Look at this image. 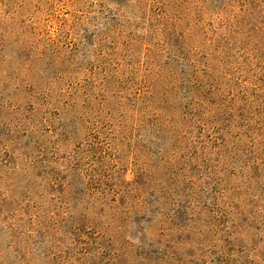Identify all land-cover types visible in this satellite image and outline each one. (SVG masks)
I'll list each match as a JSON object with an SVG mask.
<instances>
[{
  "label": "rangeland",
  "instance_id": "obj_1",
  "mask_svg": "<svg viewBox=\"0 0 264 264\" xmlns=\"http://www.w3.org/2000/svg\"><path fill=\"white\" fill-rule=\"evenodd\" d=\"M0 264H264V0H0Z\"/></svg>",
  "mask_w": 264,
  "mask_h": 264
},
{
  "label": "trees",
  "instance_id": "obj_2",
  "mask_svg": "<svg viewBox=\"0 0 264 264\" xmlns=\"http://www.w3.org/2000/svg\"><path fill=\"white\" fill-rule=\"evenodd\" d=\"M140 176H141V177L143 176V175H142V173H141V175H140Z\"/></svg>",
  "mask_w": 264,
  "mask_h": 264
}]
</instances>
